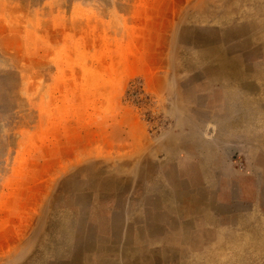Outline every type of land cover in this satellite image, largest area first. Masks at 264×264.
Returning a JSON list of instances; mask_svg holds the SVG:
<instances>
[{"label": "rangeland", "instance_id": "374dc122", "mask_svg": "<svg viewBox=\"0 0 264 264\" xmlns=\"http://www.w3.org/2000/svg\"><path fill=\"white\" fill-rule=\"evenodd\" d=\"M263 73L264 0H0V264H264Z\"/></svg>", "mask_w": 264, "mask_h": 264}, {"label": "bare ground", "instance_id": "6f19581e", "mask_svg": "<svg viewBox=\"0 0 264 264\" xmlns=\"http://www.w3.org/2000/svg\"><path fill=\"white\" fill-rule=\"evenodd\" d=\"M208 64V63H207ZM209 65V64H208ZM211 66V65H210ZM226 69L227 70H229L228 71V73H229V75L231 76V75H234V74H236V72H234L232 69H228V66L226 65ZM254 73V72H253ZM264 74V73H263ZM234 76H236V75H234ZM245 77H243L242 79H244ZM251 78V77H250ZM233 79V78H232ZM238 79V78H237ZM256 82V81H255ZM228 84V83H227ZM263 84V83H262ZM259 85V84H258ZM239 86V85H238ZM236 87H237V85H236ZM257 103V102H256ZM259 104V103H258ZM260 105V104H259ZM174 192V191H173ZM192 195V194H191ZM171 196V195H170ZM186 197V196H185ZM194 198V197H193ZM176 200V199H175ZM174 201V200H173ZM218 201V200H217ZM205 206V205H204ZM179 209V208H178ZM196 209V208H195ZM197 212V211H196ZM21 236V235H20ZM18 242L19 243H23L24 241L23 240H20V238H18L17 236H15L14 237V240L10 243V244H18ZM91 248V247H90ZM109 248V247H108ZM113 250H114V248H113ZM142 254V253H141ZM144 254V253H143ZM137 255V254H136ZM104 262H103V260H99V264H103ZM57 264V263H56ZM61 264V263H60ZM63 264V263H62Z\"/></svg>", "mask_w": 264, "mask_h": 264}]
</instances>
